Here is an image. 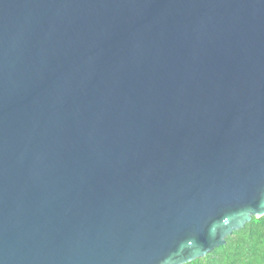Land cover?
Returning a JSON list of instances; mask_svg holds the SVG:
<instances>
[{
  "label": "water",
  "instance_id": "95a60500",
  "mask_svg": "<svg viewBox=\"0 0 264 264\" xmlns=\"http://www.w3.org/2000/svg\"><path fill=\"white\" fill-rule=\"evenodd\" d=\"M264 215V0H0V264H184Z\"/></svg>",
  "mask_w": 264,
  "mask_h": 264
},
{
  "label": "trees",
  "instance_id": "16d2710c",
  "mask_svg": "<svg viewBox=\"0 0 264 264\" xmlns=\"http://www.w3.org/2000/svg\"><path fill=\"white\" fill-rule=\"evenodd\" d=\"M184 264H264V215L233 231L206 256Z\"/></svg>",
  "mask_w": 264,
  "mask_h": 264
}]
</instances>
